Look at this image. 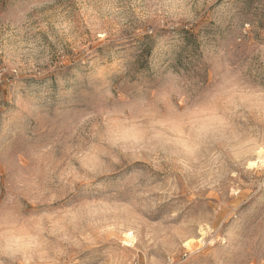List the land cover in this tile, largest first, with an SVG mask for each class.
Masks as SVG:
<instances>
[{
  "label": "rangeland",
  "instance_id": "obj_1",
  "mask_svg": "<svg viewBox=\"0 0 264 264\" xmlns=\"http://www.w3.org/2000/svg\"><path fill=\"white\" fill-rule=\"evenodd\" d=\"M0 264H264V0H0Z\"/></svg>",
  "mask_w": 264,
  "mask_h": 264
},
{
  "label": "bare ground",
  "instance_id": "obj_2",
  "mask_svg": "<svg viewBox=\"0 0 264 264\" xmlns=\"http://www.w3.org/2000/svg\"><path fill=\"white\" fill-rule=\"evenodd\" d=\"M190 241H191V240H188V241L186 242V244H190Z\"/></svg>",
  "mask_w": 264,
  "mask_h": 264
}]
</instances>
